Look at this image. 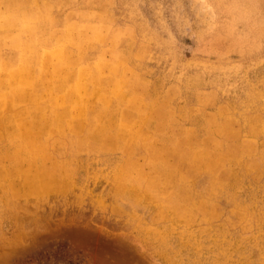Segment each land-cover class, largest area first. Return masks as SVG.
<instances>
[{"label": "rangeland", "instance_id": "1", "mask_svg": "<svg viewBox=\"0 0 264 264\" xmlns=\"http://www.w3.org/2000/svg\"><path fill=\"white\" fill-rule=\"evenodd\" d=\"M0 264H264V0H0Z\"/></svg>", "mask_w": 264, "mask_h": 264}, {"label": "crops", "instance_id": "2", "mask_svg": "<svg viewBox=\"0 0 264 264\" xmlns=\"http://www.w3.org/2000/svg\"><path fill=\"white\" fill-rule=\"evenodd\" d=\"M78 104H79V107H77ZM85 107H89V110L88 111H89V114H90V116L92 118V101L91 100L89 101V100H81V99H78L77 100V105L74 108H75V111L76 112L77 111L81 112L82 110H84ZM117 108H118L117 109V112L119 114H121L123 110L120 107H117ZM91 126H92V120H90V125L88 126V128L91 129L92 128Z\"/></svg>", "mask_w": 264, "mask_h": 264}]
</instances>
